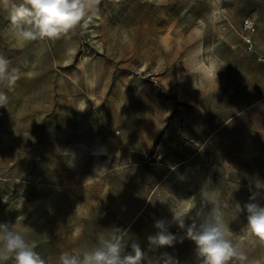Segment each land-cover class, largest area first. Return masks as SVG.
<instances>
[{
    "label": "rangeland",
    "instance_id": "rangeland-1",
    "mask_svg": "<svg viewBox=\"0 0 264 264\" xmlns=\"http://www.w3.org/2000/svg\"><path fill=\"white\" fill-rule=\"evenodd\" d=\"M96 8L66 37L25 42L0 6V55L20 75L0 87V223L16 222L49 264L113 229L128 231L126 252L139 243L143 264H202L176 224L171 247L148 237L171 206L191 219L209 183L244 264H264L239 211L256 191L264 206V0Z\"/></svg>",
    "mask_w": 264,
    "mask_h": 264
},
{
    "label": "clouds",
    "instance_id": "clouds-1",
    "mask_svg": "<svg viewBox=\"0 0 264 264\" xmlns=\"http://www.w3.org/2000/svg\"><path fill=\"white\" fill-rule=\"evenodd\" d=\"M99 0H0V6L8 12L12 26L19 39L25 42L55 41L68 36L78 27H86L96 14ZM11 61L0 55V87L11 89L20 79L19 69L10 67ZM8 96L0 91V107L6 106ZM206 183L200 191L199 204L188 219L178 208L171 206L172 219H159L154 227L155 235L148 237V243L155 248L171 247L177 237L169 231L172 224L184 230L188 239L194 242L196 254L202 264H244L247 256L242 248L233 243V232L224 219V213L214 189ZM257 190L264 189V182L255 181ZM259 191L253 192L249 202L239 206L246 210V235L264 240V206L259 203ZM188 200H196L191 197ZM188 200H180L182 207ZM190 220V223H186ZM129 233L124 229H113L111 236L98 233L97 243L83 252L62 251L56 264H143L145 253L137 242L130 244ZM37 245L17 223H0V264L11 260L12 264H49L35 250ZM152 264H178L165 254L162 260Z\"/></svg>",
    "mask_w": 264,
    "mask_h": 264
},
{
    "label": "built area",
    "instance_id": "built-area-1",
    "mask_svg": "<svg viewBox=\"0 0 264 264\" xmlns=\"http://www.w3.org/2000/svg\"><path fill=\"white\" fill-rule=\"evenodd\" d=\"M244 27H245L247 30H251V31H253V26H252V24H251L250 22H245ZM248 43H249V42H247V44H248Z\"/></svg>",
    "mask_w": 264,
    "mask_h": 264
},
{
    "label": "bare ground",
    "instance_id": "bare-ground-1",
    "mask_svg": "<svg viewBox=\"0 0 264 264\" xmlns=\"http://www.w3.org/2000/svg\"><path fill=\"white\" fill-rule=\"evenodd\" d=\"M101 154V153H100Z\"/></svg>",
    "mask_w": 264,
    "mask_h": 264
}]
</instances>
